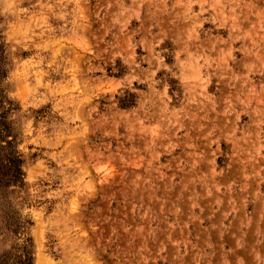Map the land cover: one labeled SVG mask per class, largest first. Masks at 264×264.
I'll return each instance as SVG.
<instances>
[{
    "label": "clouds",
    "instance_id": "obj_1",
    "mask_svg": "<svg viewBox=\"0 0 264 264\" xmlns=\"http://www.w3.org/2000/svg\"><path fill=\"white\" fill-rule=\"evenodd\" d=\"M0 136V264H264V0H0Z\"/></svg>",
    "mask_w": 264,
    "mask_h": 264
},
{
    "label": "rangeland",
    "instance_id": "obj_2",
    "mask_svg": "<svg viewBox=\"0 0 264 264\" xmlns=\"http://www.w3.org/2000/svg\"><path fill=\"white\" fill-rule=\"evenodd\" d=\"M3 138L4 137L0 136V139H3ZM9 147H11V142H9ZM10 163L12 164L13 167H15L18 162L16 160L12 159V160H10ZM0 173H3L4 175H7L9 173H12L13 175H15L16 178H18V176H19V170H18V168H16L15 173H13V168H11V167H9V168H0ZM99 210L100 211H103V209H99Z\"/></svg>",
    "mask_w": 264,
    "mask_h": 264
}]
</instances>
